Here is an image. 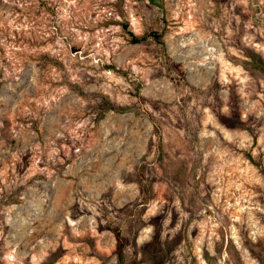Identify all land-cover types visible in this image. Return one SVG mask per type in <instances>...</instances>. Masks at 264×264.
I'll return each instance as SVG.
<instances>
[{
  "label": "rangeland",
  "instance_id": "374dc122",
  "mask_svg": "<svg viewBox=\"0 0 264 264\" xmlns=\"http://www.w3.org/2000/svg\"><path fill=\"white\" fill-rule=\"evenodd\" d=\"M0 264H264V0H0Z\"/></svg>",
  "mask_w": 264,
  "mask_h": 264
},
{
  "label": "trees",
  "instance_id": "16d2710c",
  "mask_svg": "<svg viewBox=\"0 0 264 264\" xmlns=\"http://www.w3.org/2000/svg\"><path fill=\"white\" fill-rule=\"evenodd\" d=\"M100 7H101L102 9H105V10L107 9L105 4H101ZM108 10H109V9H108ZM108 12H109V11H108ZM106 13H107V12L105 11V13L102 14V15H103V18L107 17V16H106V15H107ZM115 234H116V237H117V250H116V257H117L118 261H122V259H123V249H122L123 245H122L121 237H120L119 232H116Z\"/></svg>",
  "mask_w": 264,
  "mask_h": 264
},
{
  "label": "flooded vegetation",
  "instance_id": "af4514ba",
  "mask_svg": "<svg viewBox=\"0 0 264 264\" xmlns=\"http://www.w3.org/2000/svg\"><path fill=\"white\" fill-rule=\"evenodd\" d=\"M232 121L234 122L235 120H232ZM231 128H233L234 131L239 129L241 130V132H244V131L249 132V130L246 127V124L242 120H236V123L231 124Z\"/></svg>",
  "mask_w": 264,
  "mask_h": 264
}]
</instances>
